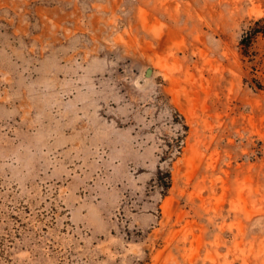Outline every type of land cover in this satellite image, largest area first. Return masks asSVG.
Here are the masks:
<instances>
[{"label":"rangeland","instance_id":"rangeland-1","mask_svg":"<svg viewBox=\"0 0 264 264\" xmlns=\"http://www.w3.org/2000/svg\"><path fill=\"white\" fill-rule=\"evenodd\" d=\"M262 17L0 0V264H264Z\"/></svg>","mask_w":264,"mask_h":264},{"label":"trees","instance_id":"trees-1","mask_svg":"<svg viewBox=\"0 0 264 264\" xmlns=\"http://www.w3.org/2000/svg\"><path fill=\"white\" fill-rule=\"evenodd\" d=\"M255 24H256V25L252 27L251 32L249 33V34H250V39H251L255 34H257V33H259V32L264 33V17L259 18L258 20H256ZM162 181H163V182H162L163 185H164L166 188H168L170 182H169L168 180H162Z\"/></svg>","mask_w":264,"mask_h":264},{"label":"bare ground","instance_id":"bare-ground-1","mask_svg":"<svg viewBox=\"0 0 264 264\" xmlns=\"http://www.w3.org/2000/svg\"><path fill=\"white\" fill-rule=\"evenodd\" d=\"M152 70H149V73L151 72ZM155 73V72H154ZM152 74V73H151ZM150 76V75H149Z\"/></svg>","mask_w":264,"mask_h":264},{"label":"water","instance_id":"water-1","mask_svg":"<svg viewBox=\"0 0 264 264\" xmlns=\"http://www.w3.org/2000/svg\"><path fill=\"white\" fill-rule=\"evenodd\" d=\"M150 68L148 69L147 73H149Z\"/></svg>","mask_w":264,"mask_h":264}]
</instances>
